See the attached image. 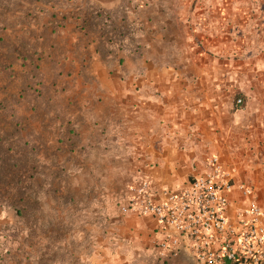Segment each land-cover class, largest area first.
<instances>
[{
  "label": "crops",
  "instance_id": "1",
  "mask_svg": "<svg viewBox=\"0 0 264 264\" xmlns=\"http://www.w3.org/2000/svg\"><path fill=\"white\" fill-rule=\"evenodd\" d=\"M92 2L40 11V43L65 48L50 57L57 84L45 92L61 116L52 109L33 125L58 137L80 174L104 176L92 217L106 229L93 227L92 264H200L184 245L163 256L167 230L120 204L144 179L163 201L216 155L234 175L230 217L249 200L240 183L264 212V0ZM72 46L82 51L75 71Z\"/></svg>",
  "mask_w": 264,
  "mask_h": 264
},
{
  "label": "rangeland",
  "instance_id": "2",
  "mask_svg": "<svg viewBox=\"0 0 264 264\" xmlns=\"http://www.w3.org/2000/svg\"><path fill=\"white\" fill-rule=\"evenodd\" d=\"M92 1L0 0V264H92L93 227L106 229L92 217L104 176L80 174L68 165L80 161L53 146L58 137L33 125L52 109L61 116L45 92L57 84L50 57L65 48L40 43V11ZM67 49L75 71L81 48Z\"/></svg>",
  "mask_w": 264,
  "mask_h": 264
},
{
  "label": "built area",
  "instance_id": "3",
  "mask_svg": "<svg viewBox=\"0 0 264 264\" xmlns=\"http://www.w3.org/2000/svg\"><path fill=\"white\" fill-rule=\"evenodd\" d=\"M234 188V175L214 155L203 174L169 191L163 201L154 199L149 180L130 183L120 210L153 216L167 230L156 242L163 256L177 254L184 245L200 264H264L263 209L252 198L253 188L240 183L249 200L234 221L229 215Z\"/></svg>",
  "mask_w": 264,
  "mask_h": 264
}]
</instances>
